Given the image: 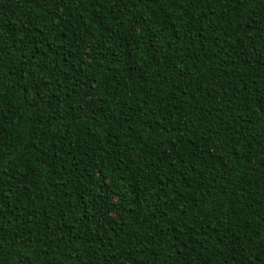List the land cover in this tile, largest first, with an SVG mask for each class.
I'll use <instances>...</instances> for the list:
<instances>
[{"label": "trees", "instance_id": "trees-1", "mask_svg": "<svg viewBox=\"0 0 264 264\" xmlns=\"http://www.w3.org/2000/svg\"><path fill=\"white\" fill-rule=\"evenodd\" d=\"M0 264H264V0H0Z\"/></svg>", "mask_w": 264, "mask_h": 264}]
</instances>
